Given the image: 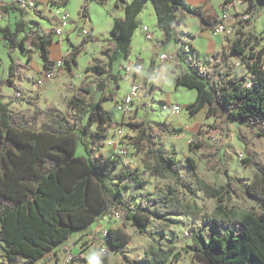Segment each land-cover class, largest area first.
<instances>
[{
	"label": "trees",
	"instance_id": "trees-1",
	"mask_svg": "<svg viewBox=\"0 0 264 264\" xmlns=\"http://www.w3.org/2000/svg\"><path fill=\"white\" fill-rule=\"evenodd\" d=\"M234 1L223 0L222 8ZM240 1L247 4L238 13L244 16L240 24L245 27L260 11L264 12V0ZM50 2L61 6L67 0ZM146 2H151L157 27L165 40L173 38L177 43L180 38L174 28L185 18L177 13L180 7L193 14L201 28L210 29L216 23L205 18L201 7L185 6L182 0H116L115 6H121L124 14L113 20L111 39L101 50L104 59L99 58L85 67V71L94 76L91 80L84 78L78 87L71 88L72 95L66 101L64 113L50 106H35L32 111L16 109L2 100V84L11 86L15 94L20 92L22 98L32 100L29 95L24 97V90L15 81L16 77L26 76L21 68L28 69V66L10 58L9 74L6 79H0V247L4 251L0 264H38L50 254L56 257L61 244L74 233L87 229L95 219L104 217L110 206L119 212L122 227L107 228V248L122 251L130 237L125 231L127 224L147 234L153 219L185 215L192 221H204L203 225L189 229V264H264L263 164L246 157L245 162L255 167L250 181L227 177L224 183L215 186L197 174L193 159L188 157L197 188L206 197L215 199L213 209L205 212L196 203H183L170 185L153 195H141L131 203V197L136 194L125 197L123 189H143L147 181L138 168L132 169L118 155L119 159L109 160L102 157L101 152L97 153L106 144V131L112 120L103 109L102 101L112 98V90L118 88L119 61L130 54L131 38L138 27L136 17ZM20 6V17L27 7L41 16L35 4ZM79 12L83 17L88 16L86 2L81 4ZM25 27L22 18L15 22L14 29L9 25L0 26V43L3 40L10 50L20 47L24 51L29 50L30 42L36 44L40 48L43 69L54 71L56 61L50 58L48 48L53 37L47 33L31 36L25 32ZM185 34L190 39L194 37L182 32ZM89 39L83 37L80 43L71 45L63 58L69 71ZM257 39L237 29L236 36L228 39V54L213 52L206 59L208 65L201 68L202 57L191 44L186 54L177 52L175 63L179 65V60H183L187 68H180L173 84L196 90L194 100L185 106L190 116L204 110L205 118L224 125L229 121L237 122L250 129L258 126L256 135L264 136V49L253 45ZM194 56L196 58L192 59ZM233 56L239 59L246 73L237 75L230 69H220ZM27 59H31V54ZM247 82L251 85L247 86ZM110 83L112 90L107 91ZM132 125L138 131L134 144L137 150L143 151L144 170L150 176L170 175L179 184L180 160L157 144L156 137L164 133L177 134L181 128L170 126L165 120L156 126H150L146 120L133 121ZM79 144L84 150L82 155L76 154ZM209 146L201 140L189 142L191 151ZM118 163L121 167L116 171ZM238 193L259 200L261 209L230 206V197ZM180 257L181 251L174 243L167 242L166 246L152 243L140 264H168ZM89 264H110L109 256L95 254Z\"/></svg>",
	"mask_w": 264,
	"mask_h": 264
},
{
	"label": "rangeland",
	"instance_id": "rangeland-1",
	"mask_svg": "<svg viewBox=\"0 0 264 264\" xmlns=\"http://www.w3.org/2000/svg\"><path fill=\"white\" fill-rule=\"evenodd\" d=\"M11 1L0 0V6L7 5ZM115 1L105 0L103 4H100L93 0H67L66 4L59 6L53 5L50 0H34L36 8L41 11V16L35 14L31 8H27L22 17H20L17 10L12 8H8L10 10L6 15L0 7L1 25L8 22L11 29H14L15 22L22 18L26 24L25 32L31 36L51 34V28L57 23L54 11L57 9L66 11L69 18L63 34L61 37H53V43L49 46L50 57L56 59L67 49L62 41L65 40L67 34L74 45L80 43L82 38L85 37L81 35L79 30L80 26L84 25V18L89 16L93 27V37L84 43L82 51L76 56V62L72 64V70L69 71L63 62V58L68 54V52H65L57 60L55 75L49 79L39 73L42 71V59L40 48L36 44L30 42L28 51H24L20 47L10 50L2 40L0 43V79H6L9 74L10 58L29 66V71L26 68H21L25 74L28 73V76L16 77L15 81L20 88L24 89V97L29 95L32 99H19L15 96V90L11 86L2 84V100L10 102L11 106L16 109L32 111L35 106L41 108L50 106L56 111L64 113L66 101L72 95L71 88L78 87L84 78L91 80L94 76V74L86 72L85 67L99 58L104 59L101 50L108 45L111 39L110 30L113 20L122 17L124 14L121 6H115ZM83 2L87 3V17H83L79 12ZM246 6V3L239 2V0L226 5L224 8L217 6L215 3L211 8L205 10V14L210 21L217 22L218 19L222 18L227 27L231 29V34H223L229 36V39H233L236 36V30L240 29L247 34L258 37L253 45L256 49H264V12L260 11L259 16L252 18L251 23L246 24L243 28L240 21L244 18L238 13H241ZM186 13L185 19L174 26L175 32L179 36L182 32H193L190 30H195L196 23H198V19L193 14ZM2 20L4 23H2ZM137 23L138 27L133 36L130 54L126 59L119 61V67L117 66L120 74L118 88L112 90L110 83L107 91L112 90L113 97L102 101L103 109L112 118L106 131V140L114 136L116 129L121 128L124 135L122 143L127 150V156L132 160L130 167L132 169L138 168L141 177L147 181L143 189L124 188L123 194L125 197L129 196L130 193L136 194V196L131 197V203H133L141 195H153L170 185L175 188L177 197L183 203H196L205 212H210L215 205V199L206 197L202 190L197 188L187 158L193 159L197 174L212 185L217 186L224 183L227 177L250 181L253 178L255 167L249 162H245L244 158L247 157L264 165V136L256 135L255 131L258 130V126L255 129H250L243 124L231 121L225 125L220 124L213 118H205L204 112L190 116L185 106L194 100L196 90L173 84L171 72L174 71L175 73L177 71L178 73L180 68H187V64L183 60H179V65L175 63L178 61L177 56L174 62H159L158 56L160 53L174 51V39L164 40L161 31L157 27L156 15L151 2L144 5ZM143 25L149 28L152 34L151 40L145 39L144 33L141 31ZM77 27L78 30L76 31ZM22 35L23 33L20 34V37ZM151 44L155 46L157 52H151L150 49H147L148 45ZM226 47H228L227 44ZM180 53L186 54L184 51ZM224 53L228 54V50ZM29 54H31V59L28 61ZM206 59L207 57H202L199 63L200 68L208 65ZM136 64H141V69L137 70L136 75H134L133 68ZM126 65H132V69L126 71ZM220 69L222 71L230 69L237 75L246 73L244 66L236 56L230 57L225 64L220 66ZM38 79H41L42 84L37 83ZM133 82L138 85L139 90L130 105V115L132 117L129 119L127 115L116 108V102L129 92ZM33 91L35 94H28ZM171 103L180 105L181 112L178 115L168 113L167 108ZM198 115H200V119L197 120L196 116ZM140 120H146L150 126H156L165 120L170 126L181 128V131L177 134L164 133L156 137L157 144L167 148L180 160L179 174L181 182L179 184H176L170 175L165 177L150 176L144 170L141 163L143 151L137 150L134 144L138 131L132 125L133 121ZM179 122H181V125ZM196 140L206 142L210 146L191 151L189 142ZM98 152H101L102 157L109 160L119 159L114 147L107 145V143ZM76 154H84L81 144L78 145ZM119 167H121V164L118 163L115 170L117 171ZM228 204L238 209L260 210L262 207L259 200L241 193L231 196ZM112 208L114 207L110 206L105 215L106 218L95 219L91 223V228L88 226L87 230L77 234L74 233L67 241V246H65L67 242L61 244L58 247L56 257L50 254L44 260H40L38 264H89L92 256L99 253L100 239H97V237L101 238L103 235L101 227L103 225L106 229L109 227H122L120 214L116 216L115 213L118 211ZM203 223V219L192 221L190 217L185 215H170L166 220L153 219L147 234H142L127 224L125 231L129 233L130 237L123 246L122 251L108 248L106 254L109 256L110 264H140L141 258L150 244L157 243L166 246L167 242H172L181 251V257L178 261L171 260L168 264H189L191 258V253L188 250V245L191 243L189 229L191 226H200ZM161 225H164V227ZM93 228H96L97 236L93 232ZM3 257L4 251L0 247V258Z\"/></svg>",
	"mask_w": 264,
	"mask_h": 264
},
{
	"label": "built area",
	"instance_id": "built-area-1",
	"mask_svg": "<svg viewBox=\"0 0 264 264\" xmlns=\"http://www.w3.org/2000/svg\"><path fill=\"white\" fill-rule=\"evenodd\" d=\"M18 2L20 5L27 7V4L30 3L29 0H14ZM54 16H56V21L57 23L51 28L52 37H61L64 31V27L67 25V21L69 18V15L66 11L63 10H56L54 11ZM225 16V15H224ZM81 35L88 37L91 34V30L84 27L80 26L79 28ZM141 30L144 33V37L146 39H152V34L149 30V28L146 25H143L141 27ZM210 32L213 35H219V34H226L229 35L231 34V29L227 27V25L223 22L222 18L218 19V21L210 28ZM192 39L189 38L188 35H181L180 38L178 39V42L176 43V48L174 51L169 52V53H160L158 56L159 62L163 63L165 61L169 62H174L176 60L177 52H186L190 49V44H191ZM196 58L194 56L192 59ZM60 64V62H58ZM132 69V65H126L125 70L130 71ZM141 69V64H136L135 68H133L134 73L137 72V70ZM41 74H43L47 79L52 78L54 76V71H45L44 69L42 70ZM38 84L41 83V79L37 80ZM251 83L247 82V86H250ZM139 90V87L137 84L134 82L131 84L129 92L126 93L123 98L119 101L116 102V108L120 110L123 114L127 115L128 118L130 119L132 117L131 114V108L130 105L132 103L133 98L137 95ZM15 96L17 98H22L23 95L20 92H16ZM168 113L178 115L181 112V107L177 103H171L168 106ZM124 138L123 131L121 128L116 129L114 136L112 138H108L106 140L107 145L113 146L114 150L116 152V155L122 158L123 162L126 165L131 166L132 165V160L127 156V150L124 147V144L122 143V139ZM116 216H119V213H115ZM106 218V216H104ZM101 230L103 231V235L99 241V253L100 254H106L108 251V248L106 246V241H107V229L103 225L101 227ZM95 235L97 236L96 232Z\"/></svg>",
	"mask_w": 264,
	"mask_h": 264
},
{
	"label": "crops",
	"instance_id": "crops-1",
	"mask_svg": "<svg viewBox=\"0 0 264 264\" xmlns=\"http://www.w3.org/2000/svg\"><path fill=\"white\" fill-rule=\"evenodd\" d=\"M31 5L35 4L34 3V0H29ZM51 1V0H50ZM47 2V1H46ZM222 2L223 0H182V3L183 5L185 6H189V7H201V10L205 16V18L210 21L206 16L205 14V10H208L209 8H211L213 5H216L217 6H220L222 8ZM238 2V1H237ZM239 2H242L239 0ZM147 3V2H146ZM145 3V4H146ZM243 3V2H242ZM245 3V2H244ZM2 11L7 15L9 13V10L8 8H12L14 10H18V8H20V4L18 5L16 2H14V0L11 1V3H8L7 5H1L0 6ZM28 8V7H27ZM27 8H25L23 10V13H22V16L25 14V10H27ZM46 8V7H45ZM122 9V8H121ZM46 10V9H45ZM242 12V11H241ZM177 13L178 14H183L184 17H186V12L184 11L183 8H179L177 9ZM20 14V13H19ZM241 15V14H240ZM138 16H140V13L137 15L136 17V21L138 19ZM242 16V15H241ZM120 18V17H119ZM244 18V16H243ZM185 19V18H184ZM2 23L3 20H2ZM87 24V25H86ZM5 25H9L8 22L6 24H0V26H5ZM84 27L86 26V28L90 29L91 30V34H90V38L93 37V27L91 25V18L88 16L87 18H84ZM244 28V27H243ZM78 30V27L76 28V31ZM142 31V30H141ZM190 31H193V32H187L188 34H193L194 37L192 38V41H191V45H192V48L193 50L195 51V53L201 58V57H208L210 54H212L213 52L215 51H221V52H224L228 50V47H226V44L229 45L228 43V37L229 36H225L223 34H219V35H213L211 32H210V29L209 28H201L200 27V24H199V21L198 23H196V27H195V30H190ZM143 32V31H142ZM135 33V31H134ZM134 33H133V36H134ZM186 33V32H185ZM162 34V33H161ZM51 35V34H49ZM182 35V34H181ZM133 36L131 38V48H132V43H133ZM164 38V36H163ZM146 39V38H145ZM161 40V39H160ZM165 40V39H164ZM63 43L66 45L67 49H65L64 52H62L60 55H62L63 53L65 52H68L69 53V50H70V47L71 45L73 44L72 40L69 39V36L68 34L66 35V38L65 40L63 39L62 40ZM53 41L51 42L50 45H52ZM49 45V46H50ZM49 48V47H48ZM176 48V42H174V49ZM147 49H150L151 52H154L157 50H155V46L153 44L151 45H148ZM60 55H59V58L56 59V58H52L50 57L51 59H53L54 61H56L57 63V60L60 59ZM68 55V54H67ZM49 56H50V50H49ZM233 58V57H232ZM29 68V66H28ZM43 70V66L41 68ZM39 69V70H41ZM28 70V69H27ZM60 70V69H59ZM29 71V70H28ZM55 71V70H54ZM42 72V71H41ZM39 72V73H41ZM172 73V78H174L175 76V73H177V71L174 73V71L171 72ZM55 75V73H54ZM134 75H136V73H134ZM26 76H28V73H26ZM25 76V77H26ZM174 76V77H173ZM151 88H152V83H151ZM24 90V89H23ZM26 91V90H25ZM28 94H35L34 91L32 93H28ZM201 112H204V110H201L200 112H198L197 114L201 113ZM196 114V115H197ZM196 119H200V115L196 116ZM180 125H181V122H179ZM92 227V224L90 225V228ZM88 229V228H87ZM85 229V230H87ZM96 229V228H95ZM94 228L92 229L93 232H96ZM84 230V231H85ZM95 230V231H94ZM68 242L65 244V246H67ZM64 246V247H65Z\"/></svg>",
	"mask_w": 264,
	"mask_h": 264
}]
</instances>
